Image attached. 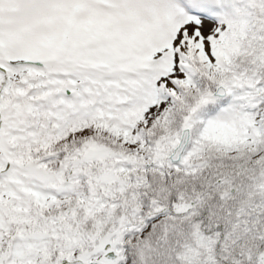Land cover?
I'll use <instances>...</instances> for the list:
<instances>
[{
	"label": "trees",
	"instance_id": "16d2710c",
	"mask_svg": "<svg viewBox=\"0 0 264 264\" xmlns=\"http://www.w3.org/2000/svg\"><path fill=\"white\" fill-rule=\"evenodd\" d=\"M226 1L229 33L224 36L231 35L225 38L236 50L212 68L193 54L188 61L197 63L198 76L190 84L192 92H181L204 96L224 86L229 96L222 102L190 107L184 98L174 102L168 96L164 103L158 97L125 109V101L141 102L136 94L117 90L109 99L96 93L91 101L95 108L87 104L77 116L93 134L74 138L75 132H83L69 131L64 121L74 115L66 93L64 100H42L39 105L31 97L35 81L26 80L29 74L20 78L26 90L20 100L13 94L19 93L15 85L21 83L10 85L9 104L14 107L7 109L5 125L18 126L13 119L22 114L19 108L25 113L24 137L12 156L23 167L36 161L55 181L48 190L66 206L55 214L50 211L55 203L40 210L38 222L49 246L34 264H102L111 249L117 256L111 264H264V0ZM76 43L65 59L76 54ZM66 66L61 59L54 63L65 69L63 75L77 77ZM0 70L4 79L5 70ZM107 91L105 87L103 95ZM231 94H236L237 109L244 108L241 98L248 96V114L255 118L236 126L239 135L227 140L233 144L229 150L225 146L210 153L212 142L201 132L216 108L232 100ZM100 97L102 103L96 102ZM59 112L63 121L54 118ZM185 127H191V145L182 163L173 166L169 156ZM169 130L173 133L166 136ZM240 146L247 148L246 154ZM254 148L258 150L252 152ZM66 243L70 247L61 249ZM10 253L0 250V264H15Z\"/></svg>",
	"mask_w": 264,
	"mask_h": 264
},
{
	"label": "rangeland",
	"instance_id": "374dc122",
	"mask_svg": "<svg viewBox=\"0 0 264 264\" xmlns=\"http://www.w3.org/2000/svg\"><path fill=\"white\" fill-rule=\"evenodd\" d=\"M228 9L226 0H0V68L6 72L4 79L7 84L4 89L6 108L0 113V160L15 164V169L11 167L7 174L3 173L6 166L0 164V247L6 246L8 252L4 233L14 231L15 226H24L21 233L27 237L20 238L17 252L13 253L16 255L15 264H34L38 253L47 251L48 236L40 230L39 222L33 229L37 218L39 221L40 210L55 203L56 207L50 210L55 214L64 212L66 206L58 203L64 201L62 198L57 199L48 190L55 181L52 176L36 170V161L31 167H23L19 165V159L9 152L11 150L4 149L6 144L14 145V148L21 145L20 139L13 136L22 135V119H25L23 109L19 108L18 113L22 114L13 119L18 126L5 125L10 85L14 86L18 81L21 83L15 85V91L19 93L13 94L21 98L26 90L25 81L20 78L29 74L31 77L26 80L31 81L32 78L35 81L31 97H36L39 105H42V100H64L65 92H70L72 100L69 105L74 115L64 118V121L71 126L69 131L79 128L83 132L80 135L75 132L74 138H86L93 134L92 130H84L81 125L84 123L77 116L96 93H100L102 98L113 99L118 88L123 94L146 97L147 103L158 97V102L164 103L169 96L174 102L184 98L182 102L187 101L186 105L190 107L212 104L209 93L185 96L181 92H192L190 84L198 76L197 63L188 61L193 54L205 66L212 68L220 58L226 60L227 54L235 52V47L225 38L231 35L224 36L229 33L225 20ZM74 32L77 33L76 37L72 35ZM75 41L78 45L76 54L65 59L70 45ZM63 42L64 53L61 50ZM59 59L67 65V72H73L77 77L62 75L65 69L54 67ZM22 64L30 65L27 67L29 70L25 74H18ZM45 81L48 84L43 83ZM3 82L0 74V85ZM39 85L42 89L38 92L36 87ZM105 87H108V91L103 95ZM233 96L235 98L236 94ZM245 96L240 102L244 108L235 111L232 98L233 104L228 103L217 115L208 119L200 136L212 142L210 153L215 148L225 146V150H229L233 144L227 143V140L233 137V142L236 139L234 136L239 135L236 126L255 118L249 114L238 118L241 110H251L246 105L249 98ZM133 105L143 106L142 102L130 101L125 102L123 107L129 109ZM61 112L54 118L63 121ZM239 129L241 131L242 128ZM242 131L246 134L248 129L243 128ZM190 132L192 141V130ZM172 133L173 130H169L166 136ZM181 134H177L176 144ZM240 148L246 154L247 148ZM257 150L254 148L252 152ZM220 155L240 157L236 153ZM68 188L70 190L71 186ZM64 193L66 195L69 191ZM79 201L82 202L83 198L80 197ZM31 208L37 211L33 215L29 214ZM47 233L51 235L53 228L49 227ZM69 247L68 243L61 245V249ZM113 252L111 249L107 253ZM101 262L111 264L104 255Z\"/></svg>",
	"mask_w": 264,
	"mask_h": 264
},
{
	"label": "water",
	"instance_id": "95a60500",
	"mask_svg": "<svg viewBox=\"0 0 264 264\" xmlns=\"http://www.w3.org/2000/svg\"><path fill=\"white\" fill-rule=\"evenodd\" d=\"M225 95H226V93H225L224 89L221 88L215 96L217 98V97H225ZM189 140H190L189 132L185 131L179 147L175 150L174 154L172 155V157L170 159L172 164H177L181 161V159H182V157H183V155H184V153L188 147ZM114 258H115L114 254H111L108 256V259H110V260L111 259L113 260Z\"/></svg>",
	"mask_w": 264,
	"mask_h": 264
},
{
	"label": "flooded vegetation",
	"instance_id": "af4514ba",
	"mask_svg": "<svg viewBox=\"0 0 264 264\" xmlns=\"http://www.w3.org/2000/svg\"><path fill=\"white\" fill-rule=\"evenodd\" d=\"M37 211H34L32 208H31V211H29V214H31V215H33V214H35ZM31 223L33 224V221H31ZM38 223V220L35 222V224H33V229H34V227H35V225ZM21 228V230L22 229H24V226H20ZM27 228H29L28 226H27Z\"/></svg>",
	"mask_w": 264,
	"mask_h": 264
}]
</instances>
